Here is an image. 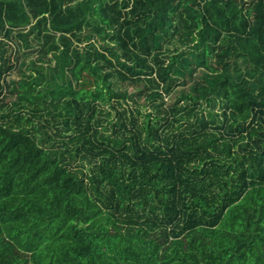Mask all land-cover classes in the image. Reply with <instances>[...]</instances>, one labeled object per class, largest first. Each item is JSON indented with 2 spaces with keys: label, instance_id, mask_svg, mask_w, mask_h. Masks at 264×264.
I'll return each mask as SVG.
<instances>
[{
  "label": "trees",
  "instance_id": "16d2710c",
  "mask_svg": "<svg viewBox=\"0 0 264 264\" xmlns=\"http://www.w3.org/2000/svg\"><path fill=\"white\" fill-rule=\"evenodd\" d=\"M0 264H264V0H0Z\"/></svg>",
  "mask_w": 264,
  "mask_h": 264
},
{
  "label": "rangeland",
  "instance_id": "374dc122",
  "mask_svg": "<svg viewBox=\"0 0 264 264\" xmlns=\"http://www.w3.org/2000/svg\"><path fill=\"white\" fill-rule=\"evenodd\" d=\"M39 59H40V57L36 53H32V54H29L26 57H22L20 59L19 63L17 64V66L11 72H9V74L7 75L6 80L9 83H11L12 86H13V82H15L16 80L21 78L20 75H21L22 72H24L25 74H30L31 73V72L27 71V68H26V66L29 64V62L31 60L40 61ZM18 66H19L20 69L18 68ZM198 79L201 81L203 78L201 77V75H199ZM24 80L29 81L26 78ZM25 89L26 88H23V90H25ZM28 90H30V88H28ZM35 91H37V89ZM34 94H36V93H34Z\"/></svg>",
  "mask_w": 264,
  "mask_h": 264
}]
</instances>
